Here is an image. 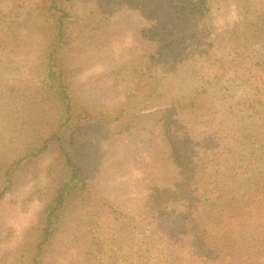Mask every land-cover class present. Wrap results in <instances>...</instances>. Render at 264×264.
<instances>
[{
  "label": "trees",
  "instance_id": "obj_1",
  "mask_svg": "<svg viewBox=\"0 0 264 264\" xmlns=\"http://www.w3.org/2000/svg\"><path fill=\"white\" fill-rule=\"evenodd\" d=\"M9 1L0 8V201L46 153L54 166L28 194L41 207L17 245L0 217V264H264V7L242 2L227 47L210 35L212 8L226 0H84L79 14L74 0ZM121 12L148 24L135 29ZM127 32L137 54L104 75L121 100L85 102L72 87L81 56ZM37 33L44 69L27 80L13 71ZM221 45L224 62L213 58ZM211 89L227 114L208 113ZM134 137L158 174L130 216L101 198L95 177L107 143ZM146 230L190 236L179 244L199 258H145L157 245Z\"/></svg>",
  "mask_w": 264,
  "mask_h": 264
},
{
  "label": "rangeland",
  "instance_id": "obj_2",
  "mask_svg": "<svg viewBox=\"0 0 264 264\" xmlns=\"http://www.w3.org/2000/svg\"><path fill=\"white\" fill-rule=\"evenodd\" d=\"M244 0H226L222 1L221 7L216 6L212 8V31L210 35L219 44H230L234 42L236 30L239 29L241 22V4ZM260 3L264 7V0H251ZM85 4L84 0H74L73 8L75 13L79 14L82 6ZM0 8L7 10L11 9V2L9 0L2 1ZM127 9L121 10L125 11ZM127 24H133L135 29H141L148 24L135 12H121L119 14ZM134 29V30H135ZM25 32V30L23 31ZM46 37L42 33H37L34 39H31L29 44L31 48L25 50L22 57V64L13 71V73L25 79L38 78L42 75L44 69V43ZM134 33L127 32L121 34V38L115 40L108 46H102L94 53L83 54V66L80 72L72 79V87L75 94L87 103H102L112 105L121 100V96L114 90V87L104 75L109 72L113 67L122 63L126 58H130L137 54L140 46L135 44ZM219 46L213 50V58L221 62L229 58L230 52H227L224 46ZM230 49V48H229ZM241 66L233 68L238 70ZM232 70V71H233ZM2 72H7L3 68ZM231 71V72H232ZM195 85H192L194 88ZM216 92L211 89L210 100L207 103L209 114H227L225 108L220 105L215 99ZM124 142L120 140H113L107 143L106 157L104 161L98 166L96 170L95 185L96 191L102 199L115 203L124 214L136 216L141 208L143 200H146L145 188L147 182L154 176H157V170L151 167V156L142 145L134 147L132 145L137 143V137L128 138ZM134 139V140H133ZM147 152V155H145ZM54 166V156L51 152L46 153L40 157L34 164L30 173L16 189L8 193L0 201V217L12 229L14 234L11 245H17L25 232V230L33 225L38 218V211L41 207V202L36 199H29L28 194L32 190L34 183H38L44 187L48 183V170L50 166ZM162 163L160 164V167ZM57 168H52L55 170ZM162 171V169H159ZM164 173V172H163ZM142 234L143 230L141 231ZM168 234H160L159 236L151 235L148 230L146 234L149 241L156 242V246L144 248L142 255L147 256L159 253L161 256L164 254L174 255L179 257L185 263L190 260L199 258V254L195 251L194 247L180 245L178 241L184 242L191 240L190 236H180L177 238L175 233L166 231ZM141 235H138L140 238ZM132 239H136L133 237ZM63 261V260H62ZM61 263V262H60ZM64 264H66L63 261Z\"/></svg>",
  "mask_w": 264,
  "mask_h": 264
}]
</instances>
